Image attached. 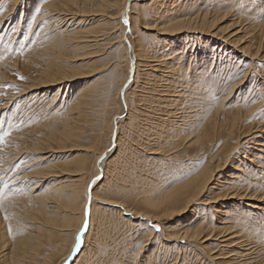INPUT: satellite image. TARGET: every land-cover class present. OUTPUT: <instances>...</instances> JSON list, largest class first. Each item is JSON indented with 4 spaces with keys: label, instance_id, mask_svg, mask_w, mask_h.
Returning <instances> with one entry per match:
<instances>
[{
    "label": "rangeland",
    "instance_id": "1",
    "mask_svg": "<svg viewBox=\"0 0 264 264\" xmlns=\"http://www.w3.org/2000/svg\"><path fill=\"white\" fill-rule=\"evenodd\" d=\"M62 1L0 0V134L5 131L9 133L5 137V143L0 145V194L6 197L2 203L6 200L8 203L0 206V264H14L13 262L21 257L26 264H53L67 250L72 242L77 221L74 216H78L80 212L82 188L88 180L87 185L97 176H91L96 172L94 157L108 145L111 116L120 112L122 108L124 115L118 124L116 145H112L110 141L108 149L111 152L107 156L108 159L104 161V168L109 177L106 175L105 180L98 183L102 176V173L98 172L101 176L98 175L100 177L91 184L92 188L97 183L94 193L98 199L94 204L97 209L95 208L91 217V226L86 241L82 240L80 243L82 246V243L85 244L84 254L80 260L75 259L71 264H151L150 262L155 264L156 262L159 264L175 262L176 264H216L213 260L214 256L220 258L226 250L223 243L219 242L222 240L221 237L218 238L219 235L215 232L209 237L206 236L207 241H203L206 237L199 241L190 240L192 243L177 240V243L181 244L177 246L178 249L175 247L163 251L161 249H164L166 235L161 232V228L159 227V231H156V228L152 227L160 234V238L156 237L159 243L157 241L151 243L153 238L155 240V236L149 238L144 225L139 224L138 219L127 220L130 214L124 208L126 207L134 214H157L150 203L160 200L168 201L164 198L172 186L176 185L177 181H183L188 172L197 170L203 163L205 155H210L207 146L211 143L212 137L215 136L217 146L222 145L223 136L233 124L230 125L233 114L239 117L234 125L233 139L236 135L245 136L248 132L250 133L241 140L240 146H237L234 152L235 157L244 160L246 155L247 159L251 158V151L255 152V147H258L251 139L252 136L255 137L261 133L264 143V131L254 132L255 127L264 129V0H186V2L175 0L173 3L175 6L168 7L169 10L172 8L175 10V16H194L196 12L200 14L207 12L208 15L218 17V21L210 27L211 30L200 40L194 39L191 37L192 34L186 31L174 33L164 30L165 18L172 13L171 11L164 14L158 13L161 1L130 0L132 2L130 22L133 21L132 25L135 24V26L133 34L128 31V38L121 36L122 17L117 18L122 0H110V6L104 8L102 13L97 11L80 15H74L72 7L69 8L71 11H66L59 9L60 7L53 10L47 6L49 2H55L54 4L59 6ZM165 2L170 3L171 0H165ZM114 16L115 18H112ZM240 27L241 29L238 30V36L242 42L240 45H246L250 53H255L258 47L257 54L242 55L243 52L230 47L228 51L230 49L234 51H231V54L227 51L222 54V50H218L217 53L220 52V56L213 58L212 52L216 51V48L211 47L212 39L218 40L219 37L225 35L224 30L227 32ZM79 30L85 34L91 31L102 33L97 42L98 47L93 45L91 47L88 41L77 44L74 40L71 41L72 39L61 41L65 34L73 35L74 31ZM128 40L132 45L131 51L124 48L125 44L128 45ZM59 42H64V46H61ZM60 46L61 48L58 49ZM199 47H206L202 49L206 55L203 58H200V53L198 56L196 51L194 52V49ZM58 50L62 51L59 53ZM172 50L174 52L184 51V58L181 60L185 67L184 73L187 69V75L184 74L182 78L179 76L180 79L177 78L176 83L172 80L170 72L175 69L179 61H175ZM192 52L195 54L190 55ZM58 55L60 56L57 57ZM129 55L134 56L138 62L137 69H133L130 64L127 66L126 61ZM48 61H54L55 64L61 67L67 66V68L69 64L75 67L74 69L80 66L77 69L85 71L83 73L86 75L83 78L73 79L74 81L64 80L50 86L28 89L26 86L32 83L31 81L39 75ZM187 61L194 63L199 69L204 67L202 75L206 78V83L196 81L197 79L192 77L191 72L188 71L192 70L191 67L186 66ZM160 73H164L163 76ZM188 78L191 82L193 81L192 83L189 81L190 85L187 82ZM213 79L216 81L214 82ZM122 82L121 89H126L128 111L120 106L121 91L117 95ZM80 84H85L86 91L90 90L86 92L89 95L88 104L85 108L82 107L85 111L82 110L81 116L78 117L76 112L71 111L70 106L75 97V90ZM173 90L176 92H172ZM174 93L180 94L167 96ZM162 96H164L163 99ZM168 99H171L170 102L167 101ZM176 100L179 105L176 104ZM249 107H255L254 111L247 112ZM166 114L173 116H170L169 120ZM72 115H74V123L67 125L68 118L66 117ZM10 120L14 122V125L6 130ZM70 125L74 128L73 134L67 138V141H63V138V142L57 141L56 138L62 136V132ZM199 136L200 141H197ZM229 139L235 143L232 138ZM198 142H202L203 146H199ZM262 151L258 154V161L254 160L251 163L246 159L247 162H245L249 164L250 172H244L245 175L241 174V177L237 175L240 172H237L233 178L240 184L235 185L234 188L241 187L239 192L253 195L255 199L251 198V200L264 206V150ZM79 163L80 171L74 170L77 169ZM50 164L55 165L54 173L59 176L56 177L57 180L54 183H62L61 186L66 188L65 191H68L74 184V190L77 191L78 188V192H81L80 197L72 200L76 204L73 202L70 212L66 213L60 209L55 214L54 219L58 215L56 220L53 219L51 222L46 221L45 216L36 209H32L30 205L35 204L28 205L23 200L28 194L29 185L34 186L37 193L44 189L46 184L52 182L54 178L36 184L35 182L40 178L32 175L35 170ZM225 167L220 173H226L224 170H231L230 167ZM74 179L78 182L76 183ZM258 183L259 187H257ZM219 193L225 194L226 192L217 190L207 196H215ZM99 198L103 200L100 201ZM151 199L153 201H150ZM64 202H60V206H63ZM246 202L253 201L225 198L210 204L219 206L220 203L226 207L238 204L239 207L246 208L243 205ZM194 206L199 211L197 214L181 213L182 215L173 216L170 221L163 223L164 226L174 230L179 225L184 223L188 225L194 220L198 224L200 221L207 222L213 219L212 209L208 208V205L201 209L204 205L198 201ZM229 221L238 224V219ZM61 223H68V230L60 231L50 227L58 228ZM215 225L217 224H213ZM31 228L37 230L38 238L35 236L36 231ZM48 229L50 232L47 231ZM233 230H239L241 234L245 231L240 224ZM259 240L256 242L262 243L264 238H261L262 242ZM253 247V250L249 251H259V245L258 249L256 246ZM157 248V255L152 254ZM23 255H27V258Z\"/></svg>",
    "mask_w": 264,
    "mask_h": 264
},
{
    "label": "bare ground",
    "instance_id": "2",
    "mask_svg": "<svg viewBox=\"0 0 264 264\" xmlns=\"http://www.w3.org/2000/svg\"><path fill=\"white\" fill-rule=\"evenodd\" d=\"M153 1V0H152ZM157 1H161V3L159 4V2ZM156 2L159 4L158 6V13L161 12V13H168L169 11H171L170 13H172L169 17L167 15V18H165V29L164 30H170L172 32H182V31H186L188 33H191L192 36L194 39H197V40H200L201 38H203V35L204 34H207L211 29L210 27L213 26V23H215L217 20V16H211V15H208L207 12H202L203 14H200L198 12H196V14L194 16L192 15H185V16H178L174 14L175 10L170 9L168 7L171 8V6H175L173 5V3L175 2V0H171L170 3H166L165 0H157ZM12 2V1H11ZM155 2V4H156ZM184 2H186V0H184ZM55 2H49L47 4V6L53 10H57L58 7H60L59 9L61 10H66V11H71L69 8L72 7V13L74 15H80V14H85L86 12H94L96 13L97 11H104V8H107L108 6H110V0H63L59 6L58 4L55 5L54 4ZM128 3V0H122L121 1V5H120V9L117 13V18H121L122 17V20H121V36L122 37H126L128 38V31L133 34V31H134V26L132 25V23L130 22V6L132 4V2L129 1ZM146 3V2H145ZM142 4V3H141ZM140 4V5H141ZM14 5V4H13ZM129 5V7H128ZM146 5V4H145ZM156 6V7H157ZM126 7V10H124ZM155 7V8H156ZM165 7V8H164ZM154 8V9H155ZM259 8V7H258ZM263 9V7H261ZM13 9V8H12ZM261 9V10H262ZM52 11V10H51ZM50 11V12H51ZM125 11V12H124ZM55 13V12H54ZM102 13V12H101ZM160 13V14H161ZM52 14V13H51ZM57 14V12H56ZM87 14V13H86ZM178 14V13H177ZM50 15V14H48ZM47 15V16H48ZM65 15V14H64ZM69 15V14H68ZM97 15V14H96ZM162 15V14H161ZM183 15V14H182ZM51 16V15H50ZM53 16V15H52ZM56 16V15H55ZM88 16V15H87ZM86 16V17H87ZM155 16V15H154ZM160 16V15H159ZM58 17V16H57ZM108 18L110 16H107ZM164 17V15H163ZM166 17V15H165ZM51 18V17H50ZM63 18V17H62ZM112 18H115L112 17ZM111 18V19H112ZM53 19H57V18H53ZM125 19H127L128 23L125 24ZM59 20V19H58ZM65 20V19H64ZM84 20V19H83ZM57 21V20H55ZM263 21V20H262ZM60 21H58L59 23ZM63 22V21H62ZM163 22V21H162ZM61 24V23H60ZM58 25V24H57ZM71 25V24H70ZM260 25V24H259ZM264 25V24H263ZM119 26V27H120ZM127 26V27H126ZM261 26V25H260ZM209 28V29H208ZM53 29V28H52ZM207 29V30H206ZM230 29V28H229ZM241 29L238 28L237 30H229L227 32H225L226 30H224V33L225 35L221 36L218 38V40H214L212 39L213 42L212 43V48H216V51H213V58L216 59V56H220V52H218V50H222V54L223 52H228V54H231V51L233 49H230L228 51V49L230 47H235L236 49L240 50L241 53L243 52L242 55L246 54V53H250V50L248 49V47L246 45H240L241 40L238 36V30ZM127 30V31H126ZM214 30V29H213ZM228 30V29H227ZM232 31V32H231ZM64 32V31H63ZM126 32V35H124V33ZM74 34L73 35H67L65 34L64 36L66 37H63L61 35V37H63L61 39V41H65V40H71V41H75L76 44L77 43H82V42H85L88 41L90 42V46L93 45L95 47H98L97 46V42L101 36L102 33H99L98 31H91L89 32V34H85L82 32V30H79V31H74L73 32ZM129 33V34H130ZM196 34V37H194V34ZM212 33V32H211ZM215 33V31H214ZM214 33H212L213 35H215ZM221 33H223L221 31ZM210 36H213L211 34H209ZM222 35V34H221ZM217 36V35H216ZM215 36V37H216ZM56 38V37H55ZM59 39V38H57ZM189 39V38H188ZM206 39V38H205ZM102 40V38H101ZM130 40L127 41L128 45L126 46V44L124 45L125 49H129V51L132 50V45L131 43L129 42ZM57 42V41H56ZM197 42V41H196ZM64 42H59V44L62 46ZM70 43V42H69ZM55 44V43H54ZM53 44V45H54ZM75 44V45H76ZM239 44V45H238ZM56 45V44H55ZM73 45V44H71ZM88 45V44H87ZM88 45V46H89ZM52 46V45H50ZM61 46L58 48L60 49ZM64 46V45H63ZM91 46V47H93ZM193 46V45H192ZM229 46V47H228ZM238 46L240 48H238ZM58 47V45H57ZM185 47V45H184ZM56 49V48H55ZM96 49V48H94ZM202 49H206L205 48H198V49H194V52L196 51V55H200V58H203L205 57L206 55L204 54V52H202L203 50ZM208 49V48H207ZM48 50V49H47ZM184 50V49H183ZM181 51V52H174L173 50V56L175 58V61H179L178 65H176L175 69L170 72V75H171V78L172 80H174V82L176 83L177 81V78L180 79V77L182 78V76H184V74L187 73V69H186V73H184L185 71V67H184V63L181 62L183 55L185 54L184 51ZM237 50V51H238ZM249 50V51H248ZM258 47L255 51V53H250V54H253V55H256L257 52H258ZM59 53L60 51L62 50H58ZM67 52V51H66ZM194 52H192L190 55L192 54H195ZM234 52V51H232ZM95 53V52H94ZM200 53V54H199ZM221 54V56H222ZM72 55V54H71ZM60 55H58L57 57H59ZM76 59V58H75ZM172 59V58H171ZM192 59H194V56H192ZM192 59H191V62H192ZM59 61V60H58ZM57 61V62H58ZM72 61V60H71ZM174 61V60H173ZM172 61V62H173ZM213 61V60H212ZM211 61V62H212ZM127 66L130 64V66L133 68V69H137L138 68V62L136 61V59L134 58V56L132 57L131 55H129V57L127 58ZM188 62V61H187ZM190 61L188 62V64L186 65L188 68L191 67L192 70H188L191 72L192 74V77L196 78L197 80L196 81H200V82H204L206 83L207 81L206 78L204 77L203 74V71H204V67H201L202 69H199V67H196L194 65V63H191ZM176 63V62H175ZM174 63V64H175ZM163 64V63H162ZM161 64V65H162ZM200 64V63H198ZM166 66V65H165ZM69 68L66 67H61L59 66V64H55L54 61H48L46 64H45V67L40 71L39 75L37 77H35L31 82L30 85L26 86L28 89H31V88H35V87H40V86H50V85H53V84H57V83H61V81H67V80H73V79H79V78H83L84 74L83 72L85 71H80L78 70L77 68H79L80 66H78L76 69H74L72 67V65L68 66ZM88 67H91V66H88ZM163 67V66H162ZM130 68V69H132ZM173 68V67H172ZM166 69V68H165ZM158 70V69H157ZM77 71V72H76ZM160 71V70H159ZM193 72V73H192ZM91 74V73H90ZM127 74H128V71H127ZM161 75L164 74V73H160ZM215 74V73H214ZM247 74V73H246ZM165 75H167L165 73ZM187 75V74H186ZM208 75H211L210 73H208ZM163 76V75H162ZM161 76V77H162ZM180 76V77H179ZM190 76V75H189ZM135 76H133L134 78ZM155 77V76H154ZM169 77V76H168ZM168 77H166L168 79ZM213 77V76H211ZM191 78V77H190ZM214 78V77H213ZM154 79V78H153ZM170 79V78H169ZM263 79V78H262ZM171 80V79H170ZM214 80V79H213ZM74 81V80H73ZM166 81V80H165ZM180 81V80H178ZM191 82V80H189L188 78V81L187 82ZM216 80H214L215 82ZM124 82V81H123ZM123 82L121 83V85L119 86L118 88V91H117V95H119V92H120V95L122 97V103L120 104L121 107H124L126 108V110L128 111V104L126 102V89L124 90L121 89L122 87V84ZM167 82V81H166ZM190 82L188 85H190ZM193 82V81H192ZM191 82V83H192ZM184 84V83H182ZM187 84V83H186ZM166 85V84H165ZM169 85V83H168ZM175 85V84H174ZM180 85V84H179ZM187 85V86H188ZM208 85V84H206ZM205 85V86H206ZM89 86V85H88ZM171 86V85H170ZM184 86V85H183ZM186 86V87H187ZM168 87V86H167ZM196 87V86H195ZM260 87V86H259ZM177 88V87H176ZM185 88V86H184ZM194 88V87H193ZM27 89V90H28ZM93 89V88H91ZM90 90V89H87V91ZM168 90V88L166 89ZM182 90V89H181ZM86 91V86L85 84H80L76 90H75V97L73 98V101H72V104H71V111H74L76 112V116H81V112L83 110L82 107L85 108V106H87L88 104V93ZM92 91V90H91ZM163 91V90H162ZM170 91V89H169ZM56 92V90L54 91ZM58 92V91H57ZM172 92H176V90H173ZM171 92V93H172ZM184 92V91H183ZM170 93V92H169ZM55 94V93H54ZM53 94V95H54ZM164 94V93H163ZM180 94V93H179ZM178 93H174V94H171V95H167L168 97H171V96H178L179 95ZM183 94V93H182ZM165 95V94H164ZM56 97V96H55ZM73 97V96H72ZM164 96H162V99H163ZM120 98V96H119ZM167 99V97H165ZM53 100V99H52ZM55 100V98H54ZM171 99H168L167 101L170 102ZM175 102V100H172ZM178 100H176V104L179 105L177 103ZM52 102V101H51ZM175 104V105H176ZM261 104V103H260ZM259 104V105H260ZM123 105V106H122ZM261 107V106H260ZM255 109V107H249V110H247V112H249L250 110H253ZM173 109H171L172 111ZM245 110V109H244ZM85 111V110H83ZM254 111V110H253ZM259 111V110H258ZM239 112V111H238ZM237 112V113H238ZM246 111H244L245 113ZM173 113V112H171ZM175 113V112H174ZM217 113V112H216ZM250 113V112H249ZM258 113V112H257ZM256 113V114H257ZM73 114V113H72ZM242 114V113H241ZM68 115V114H67ZM71 115V114H70ZM124 115V109L122 108V110L116 114H114L113 116H111V120H110V130H109V136H108V145H106L105 147H103V149L94 157V167L96 169V172L91 175V176H95L97 175L96 177H98V175H100L99 173H102V176L99 180L98 183L102 182V180L104 181L105 178H106V175H108L106 173L107 170H105L104 168V161L106 160L107 156H109V153L111 151H109L108 147L110 146V141L112 142L111 144L113 145V136L114 134L117 136V131H118V124L120 122V119H122ZM167 115V114H166ZM181 115V114H180ZM212 115V114H211ZM239 116V114H237ZM74 115H72L71 117H66L68 118V121H67V125L71 124V123H74ZM75 116V117H76ZM170 116H173V115H170L168 114L166 118L169 119ZM216 116V115H215ZM183 117V116H182ZM230 117V116H229ZM228 117V118H229ZM232 118V122H230V125L232 124V126L230 125H227V126H230L231 128H228L229 130H227V132L225 133V135L223 136V142H222V145L217 146L216 145V139H215V136L214 138L212 137L211 139V143L207 146L210 151V155L209 156H206L205 155V158H204V161L202 164L197 165L199 166L197 170H192L194 172H188V174L186 175L185 178H183L184 180L181 181V182H178L177 181V184L176 185H173L171 190H169L170 192L167 193V195L165 196L164 200H168V201H153L152 199L150 201H153L150 203V206L152 207L153 210H155V212L157 214H134L132 211L126 209V207L124 208L126 212H128L130 214L129 218L128 219H138V223L144 225V229L146 230L145 232L148 233L149 235V238L150 237H154L155 236V240L154 238L152 239L153 242L151 243H154L156 242L158 238H160V234H158L157 232L154 231V229L152 228L153 226H156L158 225L160 228H161V232L162 233H165L166 235V241L164 240L165 244L161 243V245L163 244L164 246V249H161L163 251H166V250H170V248H177L178 245H181L180 243H177L179 240H185V241H199L201 240V238H205L206 236H211L214 232L215 234L219 235V237H221V241L219 242H222L223 243V247L225 248V253L223 254L222 257L220 258H215L214 256V262L216 264H264V240L261 241V238L263 237L264 238V206L263 205H259L258 203L254 202L255 200H251V198L253 199V195H248L246 193H241L239 192L238 190H241L238 186V188H234L235 185L239 184L238 181H235V179L233 177H235L234 175H236L235 173L237 172H240L238 173L237 175L241 177V174H244V172H250L248 166L249 164L247 165L246 162L247 161H250L251 163H253V161L257 160L258 158V154L260 153V151L264 150V149H261L264 147V143L262 142V139L263 137L261 138V133L258 135H256L255 137L252 136V140L255 141V145H258V147H255V152L251 151V158L248 160L246 155L244 156V160H242L241 158H237L235 157V150L237 148V146L239 144H241V140L246 136L250 135V133L246 134L245 136H242L241 134L240 135H236L235 136V139H233V136H234V125L236 123V120L238 118L239 120V117H237L236 115L233 114V116H231ZM241 117V116H240ZM245 117V116H244ZM243 117V118H244ZM119 118V119H118ZM181 118V117H180ZM213 118V117H212ZM226 118V117H224ZM227 118V119H228ZM252 118V117H251ZM76 119V118H75ZM79 119V118H78ZM166 119V120H168ZM170 120V119H169ZM185 120V119H184ZM242 120V119H241ZM172 121V120H171ZM179 121V120H178ZM182 121V120H181ZM230 121V120H229ZM259 121V120H258ZM66 122V121H65ZM170 122V121H169ZM183 122V121H182ZM212 122V121H211ZM214 122V121H213ZM167 123V122H166ZM254 123V122H253ZM258 125L260 123L257 122ZM171 124V123H170ZM169 124V126H170ZM184 124V123H183ZM219 124V123H218ZM226 124V123H225ZM252 124V123H251ZM14 125V122H11V120L8 122V125L6 127V130H9L10 127H12ZM176 125V124H175ZM64 126L66 127V125L64 124ZM209 126V125H207ZM221 126V125H220ZM224 126V125H223ZM251 126V125H250ZM255 126V124H254ZM257 126V125H256ZM173 127H171L172 129ZM202 128V127H201ZM214 128V127H213ZM238 128V127H237ZM248 128V127H247ZM254 128V127H253ZM256 128V129H255ZM254 128V132L259 130L260 132L264 131V129H257V127ZM264 128V127H263ZM177 130V128H174V130ZM220 129V128H218ZM226 129V127H225ZM252 129V127H251ZM166 130V129H165ZM170 130V129H169ZM202 130V129H200ZM223 130V129H222ZM239 130V129H238ZM250 130V129H249ZM163 131V130H162ZM205 131V130H204ZM213 131V130H212ZM224 131V130H223ZM244 131V130H243ZM259 131H257L256 133H259ZM74 132V128L71 127H67L64 132H62V136H60L59 138H56L57 141H61L63 142L64 140L67 141V138L73 134ZM171 132V131H170ZM173 132V131H172ZM169 133V132H168ZM237 133H239L237 131ZM252 134V133H251ZM214 135V134H213ZM244 135V134H243ZM168 136V135H167ZM208 136V135H207ZM211 136V135H210ZM118 137V136H117ZM116 137V138H117ZM209 137V136H208ZM258 137V139H257ZM62 138H63V141H62ZM71 138V137H70ZM199 140L197 139V141H200V136L198 137ZM205 138V137H203ZM219 138V137H218ZM217 138V139H218ZM229 138H232L234 140L235 143H232L231 140ZM118 139V138H117ZM53 140V139H52ZM196 141V140H195ZM193 142V141H192ZM244 142V141H243ZM247 142H248V139H247ZM195 143V142H194ZM200 143L199 146H203L202 142H198ZM197 144V143H196ZM253 144V143H252ZM114 145H116V140L114 142ZM190 145V144H189ZM43 146V145H42ZM216 146V147H214ZM240 146V145H239ZM114 147V146H112ZM206 147V148H207ZM37 148V147H36ZM41 148V147H40ZM44 148V147H42ZM205 148V149H206ZM32 149V148H31ZM108 149V150H107ZM111 149V148H110ZM258 151V152H257ZM35 152V151H34ZM115 152V150H114ZM263 152V151H262ZM113 153V152H112ZM205 153V152H204ZM209 154V153H208ZM105 157V159L103 160H99L101 159V157ZM243 157V156H242ZM108 159V158H107ZM115 159V158H113ZM247 159V161H246ZM246 161V162H245ZM258 161V160H257ZM84 162V161H83ZM114 162V161H113ZM82 163V162H81ZM228 163H232V165H228ZM112 164V163H111ZM193 165V164H192ZM75 166V165H74ZM80 163H79V166L77 167V169H74V170H79L81 169L80 167ZM225 166H228L230 167L231 170H224L226 171V173H220L221 170L225 169L226 167ZM45 167V168H44ZM43 168H39L38 170H35V172H33L34 175L36 178H40L39 181L37 180L35 183L36 184H39L41 183L42 181H45L46 179H52V182L46 184V186L44 187V189H42L41 191H38L37 193L35 192V187H31L28 189V194L26 195V197L23 198L24 201H26L29 204H35V205H30L32 206V209H36L37 212H40L43 216H45V220L46 221H53L54 217H55V214H57V212H59L60 209H62L63 211H65L66 213H68L69 210H71V206L73 207V202L75 203V201H72L74 200V198H78L81 196V192H78V188H77V191L74 190V184L73 186L71 187V185H69L70 188L68 191H65V189L63 188V186H61L60 183H54L55 180H57V178L59 177L58 174L54 173V167L55 165L53 164H50L49 166H44ZM76 167V166H75ZM227 167V168H228ZM196 169V168H194ZM57 170H58V167H57ZM64 170V169H63ZM59 171V170H58ZM57 171V172H58ZM82 171V170H81ZM95 171V170H94ZM65 172V171H64ZM99 172V173H98ZM67 173V172H66ZM75 173V172H74ZM220 173V175L218 174ZM69 174V173H67ZM71 174V172H70ZM250 174V173H249ZM62 175V174H61ZM72 175V174H71ZM90 176V177H91ZM32 177V176H31ZM50 177V178H49ZM57 177V178H56ZM100 177V176H99ZM98 177V178H99ZM109 177V175H108ZM239 177V179H240ZM78 178V177H76ZM97 178V179H98ZM94 179V178H93ZM96 178L94 180H97ZM66 180V179H65ZM71 180V179H70ZM73 180V179H72ZM92 180V181H94ZM41 181V182H40ZM74 181H76V183L78 182L77 179H74ZM89 181V180H88ZM87 181V182H88ZM180 181V180H179ZM60 182V181H59ZM87 182L85 183V187L82 188L83 189V193H82V197H81V201H80V205H79V215L78 216H74L76 217L77 221H76V225H75V228H74V231H73V236H72V242L70 243L69 247L67 248L66 251H64V253L61 254V256L59 257V259L54 262L53 264H71L75 259L76 261L77 260H80L81 259V256H83L84 254V248L85 247V244H83V246L81 244L79 245H76V240H77V236L80 237V243L81 241L83 240V242L86 241V236H87V233L88 231L90 230V226H91V217L94 213V210L97 209V207H95V201L97 198V196L95 195L94 191V187L95 185L92 186L91 188V184L92 182H90V184L88 183L87 185ZM97 182V181H96ZM256 182V181H255ZM262 182V180H261ZM75 183V182H74ZM60 184V185H59ZM79 184V183H78ZM257 184V183H256ZM34 185V184H33ZM63 185V184H62ZM80 185V184H79ZM87 185V186H86ZM240 185V184H239ZM242 185V184H241ZM36 186V185H35ZM38 187V186H37ZM87 187V188H86ZM259 187V183H258V186ZM169 188V189H170ZM233 188V190H231ZM165 189V188H164ZM229 189V190H228ZM254 189V188H253ZM258 189V188H257ZM168 191V189H165ZM225 191L226 193L225 194H215V196H207L208 194L214 192V191ZM227 190H228V193H227ZM160 191V190H159ZM162 191V190H161ZM160 191V192H161ZM248 191V190H247ZM35 192V193H34ZM156 192V190L154 191ZM246 192V191H245ZM258 192V191H257ZM261 192V191H260ZM258 192V193H260ZM250 193V192H249ZM158 193H156L157 195ZM154 195V193H153ZM224 195V196H223ZM254 195H256V193H254ZM258 195V194H257ZM25 196V195H24ZM89 196H90V199H89ZM158 196V195H157ZM156 196V197H157ZM160 197V195H159ZM151 198V197H150ZM154 198V197H153ZM248 199L249 201H253V202H246L244 203L243 205H245V207L247 208H242V207H239L238 204L236 205H232L231 207L228 206H224L223 204H218L219 206H215V205H212L210 203H213L214 201L218 202L220 201L221 199ZM8 199V198H7ZM100 199V198H99ZM102 199V198H101ZM100 199V201H101ZM156 199V198H155ZM255 199V198H254ZM257 199V197H256ZM261 199V197L259 198ZM80 200V198H79ZM103 200V199H102ZM65 201L62 205L63 206H60V202H63ZM106 201V200H104ZM108 201V200H107ZM106 201V202H107ZM199 201V203L203 204L204 207H202L201 209L205 208L206 205H208L207 207L208 208H211L212 209V212H213V219H211V221H207V222H202L200 221L198 224H196V221H192L193 223H190L188 225H185L182 224V225H179L177 228H173L174 230H172V228H167L166 226H164L163 223H166L168 221H170V219L173 217V216H177L181 213H187L189 214L190 212L191 213H195L197 214V212H199L197 210V208L194 206L197 202ZM213 201V202H212ZM258 201V200H257ZM261 201V200H260ZM7 202V200H6ZM4 201V203L0 202L2 205L0 206H3L5 204H8ZM110 202V201H109ZM100 203V202H99ZM112 204H117V203H114V202H110ZM166 203V204H165ZM76 204V203H75ZM121 205V204H120ZM146 205V204H145ZM117 206H119V204H117ZM62 207V208H61ZM100 207V206H99ZM5 209V207H3ZM96 208V209H95ZM3 210V209H2ZM88 212V215H87V224H85V212ZM28 211V210H27ZM35 211V212H36ZM31 212V211H30ZM70 212V211H69ZM76 211L74 210V213ZM261 212V213H260ZM65 213V214H66ZM25 214V213H24ZM59 214V213H58ZM77 214V213H76ZM39 215V214H38ZM72 215V214H71ZM182 215V214H181ZM58 216V215H57ZM56 216V218H57ZM132 216V217H131ZM1 217V216H0ZM61 217V216H60ZM128 217V216H127ZM195 217V216H194ZM204 217V216H203ZM36 218V216H35ZM56 218L54 220H56ZM65 218V217H64ZM121 218V217H120ZM240 218V219H239ZM126 219V218H125ZM165 219V222H163V220ZM205 219V218H204ZM231 219H238V224H240L241 228L244 229L245 231H243L241 234L240 231H234L233 228H236L238 224L236 223H233V222H230L229 220ZM62 220V218H61ZM66 220H67V217H66ZM144 220V221H143ZM214 220V221H213ZM55 223V221L53 222ZM149 223V224H147ZM187 223V222H186ZM40 224V223H39ZM45 224V223H44ZM154 224V225H152ZM156 224V225H155ZM212 224V226H211ZM213 224H217L215 226H213ZM73 225V224H72ZM141 225V226H142ZM67 226H69L68 223H61L58 225V228L55 226H50L51 228L53 229H57V230H60V231H63V230H68ZM175 226V225H174ZM34 227V226H33ZM45 227V225L43 226ZM48 227V226H47ZM139 227V226H138ZM170 227V226H169ZM37 228V227H36ZM35 228V229H36ZM32 230H34V228H31ZM81 229H84L83 232H81ZM248 229V230H247ZM31 230V231H32ZM36 231L35 233V236L38 238V232L37 230H34ZM33 231V232H34ZM46 231V230H44ZM47 231L50 232V230L48 229ZM27 232V231H26ZM68 232V231H67ZM28 233V232H27ZM26 233V236L28 235ZM32 233V232H30ZM53 233V232H51ZM62 233V232H61ZM157 233V234H156ZM33 234V233H32ZM31 234V235H32ZM72 234V233H71ZM51 235V234H50ZM164 235V234H163ZM24 236V237H26ZM34 236V235H33ZM22 237V236H21ZM35 237V238H36ZM46 237V236H45ZM206 237L203 241H207V238ZM30 238V237H28ZM32 239L34 237H31ZM17 239V238H16ZM25 239V238H24ZM216 239V238H215ZM260 239V240H259ZM178 240V241H177ZM218 240V239H217ZM216 240V241H217ZM256 240L262 242V243H259V242H256ZM23 241V240H22ZM27 241V240H26ZM30 241V240H29ZM28 241V242H29ZM33 241V240H32ZM159 241V240H158ZM157 241V242H158ZM215 241V242H216ZM163 242V241H162ZM191 242V241H190ZM32 244V242H30ZM159 243V242H158ZM175 243V244H174ZM182 243V242H181ZM192 243V242H191ZM204 243V242H203ZM206 243V242H205ZM258 243V244H256ZM22 245V244H21ZM35 245V244H34ZM76 245L77 246V249H78V253L74 254L73 253V246ZM81 245V246H80ZM256 246V248L258 247L259 245V251H256L255 252H251L249 250H253V246ZM32 246V245H31ZM57 247V246H56ZM185 247V246H183ZM32 248V247H31ZM59 248V247H58ZM188 248V247H187ZM257 248V249H258ZM23 249V248H22ZM34 249V248H33ZM82 249V251H81ZM160 249V248H159ZM178 249V248H177ZM180 249V248H179ZM191 249V248H190ZM25 250V249H24ZM30 250V249H29ZM172 250V249H171ZM193 250V248H192ZM224 250V249H223ZM242 250V251H241ZM11 251V250H10ZM19 251V250H18ZM33 251V250H32ZM80 251V252H79ZM158 251V248L157 250H155V253L152 252V254H156ZM160 251V250H159ZM183 251V250H182ZM189 251V250H188ZM195 251V250H194ZM208 251H211V250H208ZM31 252V250H30ZM161 252V251H160ZM173 252V251H172ZM212 252V251H211ZM10 253V252H9ZM165 253V252H164ZM163 253V254H164ZM229 253V254H228ZM15 254V253H14ZM30 254V253H29ZM152 254H149L152 256ZM168 254V253H167ZM227 254V256H226ZM157 255V254H156ZM160 255V254H159ZM158 255V256H159ZM173 255V254H172ZM175 255V253H174ZM184 255V254H183ZM182 255V256H183ZM210 255V253L208 254ZM24 257H26L27 255H23ZM163 256V255H162ZM170 256V255H169ZM176 256H179V255H176ZM17 257V256H16ZM21 257V256H20ZM29 257V256H28ZM148 257V256H147ZM150 257V256H149ZM156 257V256H155ZM154 257V258H155ZM22 258V257H21ZM21 258H18L15 260V262H13L14 264H26L24 262V259L22 260ZM27 258V257H26ZM152 257H150V260ZM177 258V257H176ZM157 259V258H156ZM155 259V260H156ZM174 259V258H173ZM148 260V259H147ZM160 260V259H159ZM169 261V259H168ZM210 261V260H209ZM30 262V261H29ZM151 264H155L153 262H150ZM157 264H159L158 262H156ZM164 263V261H163ZM10 264V263H9ZM28 264V263H27ZM52 264V263H51ZM167 264V263H166ZM173 264H176L173 263Z\"/></svg>",
    "mask_w": 264,
    "mask_h": 264
},
{
    "label": "snow or ice",
    "instance_id": "3",
    "mask_svg": "<svg viewBox=\"0 0 264 264\" xmlns=\"http://www.w3.org/2000/svg\"><path fill=\"white\" fill-rule=\"evenodd\" d=\"M37 13H39V9H37ZM125 24H127L128 23V21H127V19H125ZM13 31H15V29H13ZM119 119V118H118ZM9 135V133L8 132H3L2 134H0V145H3L4 143H5V137H7ZM115 139H116V135L114 134V136H113V145H114V142H115ZM103 159H105V157H101V160H103ZM102 175V174H101ZM100 175V176H101ZM99 177V176H98ZM98 177H96V179L98 178ZM92 183H95V180L92 182ZM4 199H6V197H4L2 194H0V202H2ZM89 199H90V196H89ZM85 215H86V217H87V215H88V212H87V210H86V212H85ZM85 224H87V219L85 220ZM155 228H156V231H159V226H154ZM10 231V230H9ZM84 231V229H81V232H83ZM80 244V237L79 236H77V240H76V245H79ZM76 245H74L73 246V253L75 254L77 251H78V249H77V246Z\"/></svg>",
    "mask_w": 264,
    "mask_h": 264
},
{
    "label": "water",
    "instance_id": "4",
    "mask_svg": "<svg viewBox=\"0 0 264 264\" xmlns=\"http://www.w3.org/2000/svg\"><path fill=\"white\" fill-rule=\"evenodd\" d=\"M130 0H128V2H129ZM128 4V3H127ZM121 94H122V92H121ZM87 219V217H86V215H85V220ZM85 222V221H84ZM66 264V263H65Z\"/></svg>",
    "mask_w": 264,
    "mask_h": 264
}]
</instances>
